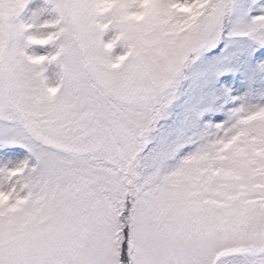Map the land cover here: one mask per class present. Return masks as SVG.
I'll list each match as a JSON object with an SVG mask.
<instances>
[{
  "label": "snow or ice",
  "instance_id": "obj_1",
  "mask_svg": "<svg viewBox=\"0 0 264 264\" xmlns=\"http://www.w3.org/2000/svg\"><path fill=\"white\" fill-rule=\"evenodd\" d=\"M0 264H264V0H0Z\"/></svg>",
  "mask_w": 264,
  "mask_h": 264
}]
</instances>
